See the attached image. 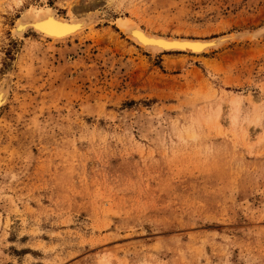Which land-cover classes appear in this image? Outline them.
Wrapping results in <instances>:
<instances>
[{
  "label": "rangeland",
  "instance_id": "374dc122",
  "mask_svg": "<svg viewBox=\"0 0 264 264\" xmlns=\"http://www.w3.org/2000/svg\"><path fill=\"white\" fill-rule=\"evenodd\" d=\"M0 86V264H264V0H0Z\"/></svg>",
  "mask_w": 264,
  "mask_h": 264
},
{
  "label": "water",
  "instance_id": "95a60500",
  "mask_svg": "<svg viewBox=\"0 0 264 264\" xmlns=\"http://www.w3.org/2000/svg\"><path fill=\"white\" fill-rule=\"evenodd\" d=\"M66 20H61L59 18L53 17H45L42 19H39L37 21H30L27 22V27L25 31L33 30L35 32H44V33H50L52 35H58V36H71L76 31H78V26L75 24V22H69ZM70 23L73 28L68 27L65 25L66 22ZM83 21V19H82ZM81 20H76V22L81 23ZM85 21V20H84ZM82 24V23H81ZM82 28V27H81ZM17 30V27H16ZM131 34L135 35L133 28H129L128 30ZM17 33L20 35V31L18 30ZM136 36V35H135ZM137 37V36H136ZM144 43H150L154 45L155 47H158L160 49H163V51H189V52H196V51H202L206 48H214L222 45L227 38H218L215 39L216 42H211V40H203L204 42H198L197 40L200 39H189V38H173V39H165V38H158V39H141L139 36L137 37ZM197 41V42H196Z\"/></svg>",
  "mask_w": 264,
  "mask_h": 264
},
{
  "label": "bare ground",
  "instance_id": "6f19581e",
  "mask_svg": "<svg viewBox=\"0 0 264 264\" xmlns=\"http://www.w3.org/2000/svg\"><path fill=\"white\" fill-rule=\"evenodd\" d=\"M55 17V18H59L61 20H66L67 18H63V17H59L58 14H56L52 9H45V8H41L40 10L38 11H31L28 13L27 16H24L23 18L19 19L18 22H17V30L20 31V34H23L26 30V27H27V22H30V21H37L39 19H42V18H45V17ZM70 20V19H69ZM67 20V21H69ZM81 20V19H80ZM86 21V20H85ZM123 26V28H125V30L128 28H133L134 30V33L135 35L143 40L145 39H158V38H167V39H173L172 38H169V37H163V36H158V35H153L147 31H145L144 29H142L139 25L137 24H134L133 22H131L130 20L128 19H123L122 21L119 20ZM66 22V21H65ZM69 22H75V24L78 26V31H76L73 35L77 34L81 29L83 30L85 28L86 25V22L82 21L81 23H77L75 19H71ZM88 23V22H87ZM91 23V22H89ZM65 25H67L68 27H71L73 28V26L66 22ZM121 26V27H122ZM82 27V28H81ZM14 31H16V29L14 28ZM39 33L40 35H42L44 38H49V39H52V40H65V39H68L69 37L71 36H58V35H52L50 33H42V32H37ZM17 34V33H16ZM243 34V33H242ZM72 35V36H73ZM135 35L131 34L130 33V37L139 45L141 46L145 51H147L148 53L152 54V55H159V54H162V53H166V52H169V51H163V49H160L158 47H155L154 45L150 44V43H144L142 42L140 39H138ZM21 36V35H20ZM235 36V35H233ZM23 37V35L21 36ZM223 38V37H222ZM224 38H230V37H224ZM232 38V37H231ZM211 40V39H210ZM198 42H204L203 40H197ZM196 41V42H197ZM216 42L215 39H213L211 42ZM217 48V47H215ZM215 48H206L202 51H196L195 53H203V52H207V51H210L211 49H215ZM193 53V52H192ZM1 87V86H0ZM7 90H4V88H1L0 90V108L3 104H5V102L7 101V98H8V95H7Z\"/></svg>",
  "mask_w": 264,
  "mask_h": 264
}]
</instances>
